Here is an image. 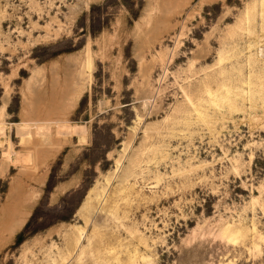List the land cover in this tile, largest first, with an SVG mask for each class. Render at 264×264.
<instances>
[{
  "label": "rangeland",
  "instance_id": "obj_1",
  "mask_svg": "<svg viewBox=\"0 0 264 264\" xmlns=\"http://www.w3.org/2000/svg\"><path fill=\"white\" fill-rule=\"evenodd\" d=\"M0 264H264V0H0Z\"/></svg>",
  "mask_w": 264,
  "mask_h": 264
},
{
  "label": "bare ground",
  "instance_id": "obj_2",
  "mask_svg": "<svg viewBox=\"0 0 264 264\" xmlns=\"http://www.w3.org/2000/svg\"><path fill=\"white\" fill-rule=\"evenodd\" d=\"M74 90H76V89H74ZM78 90V89H77ZM76 92V91H75ZM118 170V169H117ZM100 193H105L104 191L103 192H100ZM100 197V196H99ZM98 197V198H99ZM102 197H103V195H102ZM97 198V199H98ZM101 198V197H100ZM104 199V198H103ZM100 201H96L97 203H98V205L95 207V208H92V207H90V206H85V207H83V213L85 214V216H86V220H88L89 218H90V215L92 214V212L93 211H96V210H98V209H101V206H102V198L101 199H99ZM88 202V201H87ZM86 203V202H85ZM84 203V204H85ZM96 203V204H97ZM83 204V205H84ZM94 213V212H93ZM90 220V219H89ZM15 226H18V222L15 224ZM227 226H225L224 228H222V234H224V233H229L230 231H228V227L226 228ZM77 228H78V237L76 238V242H77V244H78V246H80L81 245V241H82V239L86 236V232H85V229H84V227H78L77 226ZM225 230H227V231H225ZM229 230H230V228H229ZM13 231V229L12 230H10V232H9V234L11 233ZM225 231V232H224ZM224 232V233H223ZM226 234V235H227ZM225 235V234H224ZM79 249V248H78Z\"/></svg>",
  "mask_w": 264,
  "mask_h": 264
}]
</instances>
